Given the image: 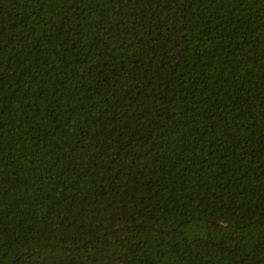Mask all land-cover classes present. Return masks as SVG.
Segmentation results:
<instances>
[{
	"label": "trees",
	"instance_id": "obj_1",
	"mask_svg": "<svg viewBox=\"0 0 264 264\" xmlns=\"http://www.w3.org/2000/svg\"><path fill=\"white\" fill-rule=\"evenodd\" d=\"M0 264H264V0H0Z\"/></svg>",
	"mask_w": 264,
	"mask_h": 264
}]
</instances>
